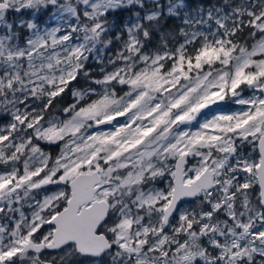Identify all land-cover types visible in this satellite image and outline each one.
<instances>
[{"label": "snow or ice", "instance_id": "1", "mask_svg": "<svg viewBox=\"0 0 264 264\" xmlns=\"http://www.w3.org/2000/svg\"><path fill=\"white\" fill-rule=\"evenodd\" d=\"M0 264H264V0H0Z\"/></svg>", "mask_w": 264, "mask_h": 264}, {"label": "rangeland", "instance_id": "2", "mask_svg": "<svg viewBox=\"0 0 264 264\" xmlns=\"http://www.w3.org/2000/svg\"><path fill=\"white\" fill-rule=\"evenodd\" d=\"M225 110H228V109H225Z\"/></svg>", "mask_w": 264, "mask_h": 264}]
</instances>
